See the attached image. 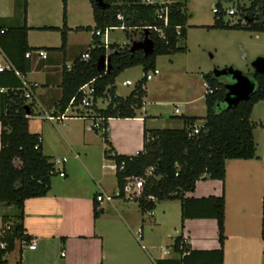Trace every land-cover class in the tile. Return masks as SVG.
Segmentation results:
<instances>
[{"label": "crops", "instance_id": "crops-1", "mask_svg": "<svg viewBox=\"0 0 264 264\" xmlns=\"http://www.w3.org/2000/svg\"><path fill=\"white\" fill-rule=\"evenodd\" d=\"M24 1L26 45L43 51L45 58L33 55L28 59L29 72L15 77L21 85L24 82L30 89V98L25 99L30 111L27 129L30 134L39 136L41 153L50 159L55 174L50 178L49 190L44 197L23 202L22 229L28 241L16 243L11 251L1 255L0 264H156L158 261L175 264L178 256L172 251V244L177 236L192 251L217 250L219 245L215 221L186 219L180 228L178 201L152 200L153 209L141 213L136 202L129 203L114 197L117 188L113 162L105 156L106 145L92 128L94 121L75 117L82 113L81 109L65 108L61 120H46V116L61 115L56 104L61 97L62 73L68 71L73 61L91 48L94 24L83 26L69 23L65 0V45L62 50H47L59 48V33L37 29L60 28L62 5L59 22L49 24L46 5L34 3L37 0ZM190 1L187 0L185 6V38L177 43V46L183 45L185 51L170 57L162 69V77L153 86L144 85L141 108L135 111L134 118L108 119L106 122L107 139L116 155L133 156L140 152L143 130L180 129L183 127L180 117L198 119L195 125L202 123L201 119L205 115L202 75H212L213 71L204 70L196 58L183 63H175L171 58L182 56L195 47L211 61L213 53L201 40L193 42L197 38L194 37L197 34H193L202 30L217 34L237 31L203 28L212 23L189 26L193 16ZM22 3L23 0H0V24L5 28L20 27L23 23ZM89 10L91 16L90 5ZM85 27L90 31L74 30ZM83 32L89 34L85 41L79 37ZM256 61L250 63L253 70L250 80L254 73L252 64ZM5 63L0 52V64ZM227 69L234 71L230 67L222 70ZM127 71L129 69L123 72ZM234 72L244 76L239 71ZM117 77L114 79V95L125 98L137 80L125 79L119 84ZM214 78L220 82L217 77ZM123 81H129V85L123 86ZM0 83L12 82L0 78ZM5 90L4 85H1L0 93ZM107 101V98L98 99L95 107L103 109ZM219 106L216 108L219 109ZM165 107L172 109L167 114L171 119L167 121L159 112ZM249 119L255 125L252 140L256 159L228 160L224 164L222 182L199 180L193 190L184 195L191 199L223 198L222 264H264V239L260 237L261 203L264 198V100L252 107ZM55 160L59 164H55ZM97 196H109L112 199L110 202H97ZM17 214L14 207L0 205V221L3 217L13 219ZM31 241L34 242V248L29 250L27 246Z\"/></svg>", "mask_w": 264, "mask_h": 264}, {"label": "trees", "instance_id": "trees-1", "mask_svg": "<svg viewBox=\"0 0 264 264\" xmlns=\"http://www.w3.org/2000/svg\"><path fill=\"white\" fill-rule=\"evenodd\" d=\"M93 1L88 0L94 24L93 31L117 26L115 16L118 12L128 17L129 23L133 25L156 23L155 8L141 5L139 0H107L104 1L108 4L105 9L97 8ZM186 1L173 0L168 7L169 27H181L178 38L170 30L165 33L167 42L152 34L150 37L153 42L152 50L146 55L140 50L130 52L127 45L119 48L111 44L106 72L95 68V63L103 55V50L99 47L98 40L93 37L91 48L89 47L83 53L88 54V59L82 61L80 56L77 57L71 68L62 73L61 97L56 107L59 114H62L72 97H75V104H77L78 88L93 80L94 104L89 110L93 120H100L99 125L102 130L94 131L106 145L105 156L113 162L118 198L122 196L123 187L127 182L132 179H141L142 187L135 200L141 213L152 210L154 202L176 200L179 203L180 228L186 219L214 220L219 245L217 250L192 251L185 247L181 237L177 236L173 241L172 251L178 256L175 264H222L223 198L191 199L184 195L191 192L194 184L199 180L222 182L226 161L256 159L255 144L252 140V130L255 125L250 122L249 117L252 107L264 100V74L254 73L252 79L255 86L252 93L228 109L216 108L217 105L222 104L226 93L222 83L210 73L202 75L206 87L205 115L201 119L202 123L195 125L198 119L180 117L183 124L180 129L143 130L141 151L133 156L114 154L106 134L108 119H132L135 117V111L141 108V100L144 96V75L154 69L155 58L185 51V47L177 46V43L185 38ZM248 1L247 8L237 9L240 14L253 12L263 0ZM61 5V27L37 29L59 33V48L47 50H62L65 45L67 31L65 0H61ZM21 8L23 23L20 27L5 28L0 24L2 31L0 52L12 70L19 76H24L30 70V61L24 58V54L39 49L29 48L26 45L24 0ZM215 8L218 13L213 14L212 25L203 27L204 29L264 33V23L254 21L244 25L239 23L229 25L223 22V12L219 3L215 4ZM74 30L90 31L88 27ZM134 67L141 68L140 80L125 98L115 96L114 79L124 70ZM12 70L0 72L2 80L12 82L0 83L6 89L4 93H0V205L14 207L18 214L13 219L3 217L0 221L1 225H9V229L0 236V246L2 245L0 256L11 251L16 243L28 241L22 229L23 202L44 197L49 190L50 178L55 174L50 159L41 153L39 136L28 132L29 105H25L23 96L25 90ZM103 98L108 99L107 105L103 109L96 108L95 101ZM194 126H197L196 134L192 133ZM147 170H149L148 174ZM260 237L264 239V198L261 203ZM156 264L165 263L158 261Z\"/></svg>", "mask_w": 264, "mask_h": 264}, {"label": "rangeland", "instance_id": "rangeland-1", "mask_svg": "<svg viewBox=\"0 0 264 264\" xmlns=\"http://www.w3.org/2000/svg\"><path fill=\"white\" fill-rule=\"evenodd\" d=\"M190 2V8L192 9L191 12L193 13V16L192 21L189 22V26H192V24L195 23H212L213 14L211 10L215 8L216 3H219L222 11H227L229 9L234 10L235 15L227 16L225 14L223 22H226L229 25L235 24L239 15L237 9L240 7L247 8L249 5L248 0H191ZM34 3L46 5L47 13L50 16V19L48 20L49 24L59 22L61 7L60 0H37ZM261 3L262 4L259 5L257 13H244L249 21H252L255 18L264 21V0ZM67 7L69 23H77L83 26L92 24L93 26L87 0H67ZM187 19L190 20L189 18ZM196 34L197 36L194 37L197 38H194L193 42H196L198 39L201 40V42L207 46L208 50L213 53V59L209 61L205 53H200L199 50L194 47L182 56L178 55L171 58L175 60V63L176 61L182 63L183 61L192 62V60L196 58L197 60L199 59L202 68L206 71H221L224 68L230 67L232 70L239 71L246 76V78L250 79L253 71L250 67V63L255 59L258 61H264V33L237 31L233 33L223 32L222 34H217L216 32H206L205 30H202L201 32H195L193 35ZM88 36V32H83L79 35L81 41H85ZM109 42H114L118 45H125L129 43V38H126L122 32L113 31L109 34ZM213 49L216 51H212ZM170 57H172V55L162 56L156 59L154 68L159 72V74L153 76L152 80L147 81L145 85L149 84L153 86L155 81L159 77H162V69L165 65H167V61ZM101 68L102 66L99 64L97 66V70H100ZM141 76V68L134 67L119 75L116 81L119 84L125 79L129 81H138ZM217 79L223 86L231 83L229 76L217 77ZM154 88L156 89V86H154ZM123 92H125V90ZM150 95L153 97L152 95L154 94L151 93ZM222 106L223 104H220L219 108H222ZM170 110L172 111L171 108L165 107L159 111L161 116L166 121L171 119L167 116Z\"/></svg>", "mask_w": 264, "mask_h": 264}, {"label": "built area", "instance_id": "built-area-1", "mask_svg": "<svg viewBox=\"0 0 264 264\" xmlns=\"http://www.w3.org/2000/svg\"><path fill=\"white\" fill-rule=\"evenodd\" d=\"M104 1L107 0H103L102 4L100 6H97L94 2V5L97 8L100 9H105L108 7V4H106ZM109 1V0H108ZM173 3V0H139V4L144 5V6H150V7H154V15H155V21L156 23L153 24H139V25H133L129 23V19L128 17H125V15L121 12H118L115 16L116 21L118 22V25L115 27H105L103 30H94L92 31L91 35L98 40L99 42V47L102 48L103 50V55L101 57H99L95 63V68H97V66L99 65L100 61H101V66L102 68L100 69L103 72H106L108 69V55L110 53L109 50V46L111 44L114 43H110L109 42V34L110 32L113 31H118V32H122L125 36L127 35L129 38V43L125 44L128 46V48L132 45V42L135 41L136 44L141 45L142 43H148L151 45V47L153 46V42L151 40V35H157V37H159L160 39H162L163 41H166V31L170 30L173 31V34L175 37H179L180 36V26H175V27H169L168 24V7L169 5H171ZM222 11V10H221ZM212 14H217L218 10L216 8L211 10ZM223 12V17L226 14L227 16H234L235 12L232 9H229L227 11H222ZM247 22H251L247 20V17L245 16L244 13L238 15V19L236 21V23H239L241 25L246 24ZM2 31L0 30V33ZM147 41V42H146ZM116 46H118L119 48L124 47L125 45H118L115 43ZM93 48V46H92ZM36 56L38 58H45V53L43 51L40 50H36V51H31V52H27L24 54V58L25 59H30L32 56ZM80 59L82 61H85L88 59V54H82L80 56ZM12 68L9 64L5 63V64H0V72L2 71H11ZM13 71V70H12ZM14 75L18 76V73L13 71ZM158 71L156 69L150 70L148 71L145 75H144V81H150L153 76L157 75ZM93 84V80L89 81L88 83L80 86L76 92V95L78 96V102L77 104H75V97H72L68 104L67 107L68 109H74V108H79L82 110L81 114H77L75 115V117H79L82 119H90L93 120L91 117V113H90V107L94 104V89L92 87ZM123 86L129 85V81H123L121 83ZM22 87L24 88L25 92H24V99H29L30 98V89L25 85L24 82H22ZM206 89V87H205ZM208 93H210V91L208 90ZM97 101V100H96ZM95 101V103H96ZM63 118V115L61 114L60 116L57 117H51V116H46V120L48 121H59ZM94 122L92 123V128L94 130L97 131H101V127L99 125L100 120L99 119H95L93 120ZM193 134L197 133V126L193 127L192 130ZM55 164H59L58 160L54 161ZM114 167V166H113ZM146 173H149V170L146 171ZM59 176H62L61 173H59ZM142 187V180L141 179H132L129 182H127L125 184V186L123 187V191H122V196L119 197L121 199H123L126 202H135L136 198L139 195L140 189ZM119 194L118 192H116L115 194V198H118ZM112 199V197H101V196H97L96 197V201L97 202H102V200H104L105 202H110ZM150 200L152 201L153 199L150 198ZM9 229V225L8 224H4L1 225L0 224V236L2 235V233L4 231H7ZM0 248H2V245L0 246ZM34 248V242H30V244L27 246V249L31 250Z\"/></svg>", "mask_w": 264, "mask_h": 264}, {"label": "water", "instance_id": "water-1", "mask_svg": "<svg viewBox=\"0 0 264 264\" xmlns=\"http://www.w3.org/2000/svg\"><path fill=\"white\" fill-rule=\"evenodd\" d=\"M111 1V0H109ZM103 0H95L97 6L102 4ZM147 42V41H146ZM130 52L135 50H140L144 55L149 54L152 50V47L148 43H142L138 45L135 41L132 42V45L128 48ZM101 65V61L99 63ZM254 69V73H262L264 74V61H256L252 64ZM253 73V74H254ZM213 77H225L229 76L231 83L225 84L223 86L224 90L226 91L224 100L222 102L225 109L232 107L236 102L240 100L246 99L253 91L254 84L252 79H248L237 72L231 71L230 69L221 70V71H213ZM253 76V75H252Z\"/></svg>", "mask_w": 264, "mask_h": 264}, {"label": "flooded vegetation", "instance_id": "flooded-vegetation-1", "mask_svg": "<svg viewBox=\"0 0 264 264\" xmlns=\"http://www.w3.org/2000/svg\"><path fill=\"white\" fill-rule=\"evenodd\" d=\"M262 4V3H261ZM249 6V5H248ZM259 7V6H258ZM258 7H256L255 9H254V11L253 12H255V13H257L258 11ZM248 20V19H247ZM249 21V20H248ZM254 21H260V22H262V23H264V21H262V20H259V19H257V18H255L254 20H252L251 22H254Z\"/></svg>", "mask_w": 264, "mask_h": 264}]
</instances>
